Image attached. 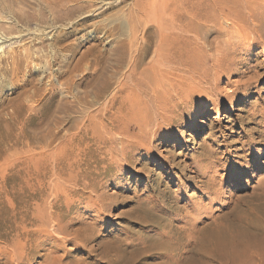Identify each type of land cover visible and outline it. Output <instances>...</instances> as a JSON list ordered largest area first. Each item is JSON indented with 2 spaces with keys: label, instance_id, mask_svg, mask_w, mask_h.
Returning <instances> with one entry per match:
<instances>
[{
  "label": "rangeland",
  "instance_id": "1",
  "mask_svg": "<svg viewBox=\"0 0 264 264\" xmlns=\"http://www.w3.org/2000/svg\"><path fill=\"white\" fill-rule=\"evenodd\" d=\"M171 2L0 0V264L264 263V79L243 88L264 37L217 78L201 50L229 35L192 30L175 53ZM233 222L258 243L215 253Z\"/></svg>",
  "mask_w": 264,
  "mask_h": 264
},
{
  "label": "bare ground",
  "instance_id": "2",
  "mask_svg": "<svg viewBox=\"0 0 264 264\" xmlns=\"http://www.w3.org/2000/svg\"><path fill=\"white\" fill-rule=\"evenodd\" d=\"M254 1L255 0H172L171 8H170V20H171V22L169 23L172 31L170 33L169 39H170V43L172 44L171 46H172L174 52L177 53L178 51H180L179 47L177 46L178 44L183 43V46L184 45L186 46L190 42H193V41L195 42V37L189 35L192 30H194L197 35L200 33L201 30H202L201 34L203 32H205V30H206L207 37H203V35L199 34L201 36V38L200 37L199 38H200V40L203 39L205 41V43H208L211 45L212 42L210 41V38H211L212 34L214 33V31L219 29V31H216V33L220 34L221 32H224L226 35H229V38H228L229 43L227 45L226 51L219 57L212 56L211 54L208 53V50L202 48L203 47L202 46L201 47L202 50L200 49L201 53H202V54L200 53L202 55V58L201 57L200 58L202 59L201 67H202L203 71L205 69H207V66H209V67L213 68L212 70H214L215 74L217 75L218 69L224 68L225 72H223V74L219 73L217 75V78H221L220 75L224 76L225 74H226V76H230V74H233L234 71L237 72L238 74L245 73L246 70L244 71V70H242V68H240V69H238V68L237 69H228L227 67H224V65H231V64L235 63L236 61H238L235 59L234 56H232L235 51L241 52L243 50L242 52H247V50L245 49L246 44L251 43V45L248 47H249V49L253 48L255 43H256V40L259 38L261 40L264 37V11L260 9L261 4L259 6H257L256 4H254ZM258 1L259 2L262 1V3L264 4V0H258ZM178 22H180V24H177ZM244 43H245V45L242 46V44H244ZM234 46H236V48ZM241 46H242V50L240 48ZM192 47H193V45H192ZM229 47H231V48L233 47V48L230 50ZM250 51H252V49H250ZM182 54H180V56H182ZM249 60H252V58ZM195 63H196V61L195 62L191 61L189 64L191 65V68L193 67V71L196 72L200 62L197 65ZM239 64L243 65V67L249 66L250 61H247L246 59H239ZM249 68H251V67H249ZM198 73H201V72H199V70H198ZM252 74H253L252 76L251 75L246 76L247 81L244 83L243 88L249 89L255 83L257 85V83L259 81H262L264 79V73L258 74L257 71H256V73H254V71H253ZM217 85L218 84H214L212 86L214 96L219 92ZM232 85H233V83L231 84V86ZM236 85L238 86V83ZM108 88H109V83L107 81H103L101 84H99L96 87L95 93L98 97H101ZM209 88H211V87H209ZM232 91H234V90H230V92L225 95L224 101H229L232 98L233 99L237 98V96H238L237 92L236 91L232 92ZM210 92H211V89H210ZM245 95H247V92L243 93V96H245ZM218 102H220V101H218ZM121 108L122 107H120V109ZM129 109H133V108L131 107ZM258 114H259V112H258ZM254 116H256V115H254ZM254 116L253 117L250 116V120L252 122L256 121V123H257L258 122L257 119H259L260 117L262 119H261L260 123L258 122L259 125L262 123V121H264V116L262 115V113L259 115V117H254ZM113 118L114 117H112L111 114H106L104 119H113ZM257 135H258V137L264 139V129L261 128ZM103 138H101L102 140L99 138H97V139L104 142V144L110 143L112 141L110 139V137L105 139L104 141H103ZM251 138H252V136L248 140H250ZM242 141L244 142V144H246V142H247L246 140L245 141L242 140ZM97 142H99V141H97ZM101 145H102V143H101ZM107 146H105V147H107ZM110 150L111 149H109V151ZM251 153H249L247 155L248 158H250L251 156L254 157L255 155H259L258 150L255 151V154H251ZM129 154L130 153L127 152L125 157H130ZM100 185H102V184L100 183ZM213 193H214L215 197L217 195H219V191H215ZM145 214L148 216V213H145ZM138 218L141 219L143 222L148 223L147 218L145 216H138ZM230 227L235 229V231H236L235 234L232 232H226V230H221V231L215 230L212 232V236L216 237L215 241H214L215 246H214V250H213V251H215V253H216V251H217V254L220 252L221 253L225 252V254L227 255L226 251L228 252L229 250H232L233 252L236 253L235 249L236 248L239 249L240 246H242L244 248L243 251L245 252V249L248 250L251 247H253V244L255 246V244L258 243V242H254V240L250 239V236H248V233L246 232L247 229L243 228L242 225L240 226V224L238 225V224L233 222L232 224H230ZM247 228H250V227H247ZM233 229L231 231H233ZM239 229H241V231H239ZM247 237H249V239ZM251 237H253V235ZM252 239H254V238H252ZM174 250L175 249L172 248L171 250L166 249L164 251H166V253H167V252H171V251L173 252ZM175 252H176V250H175ZM240 252H242V251H239V252L237 251V253L241 254ZM110 253L107 250L106 251L101 250L99 255L101 256L102 259L103 258L105 259V258H108L109 256H112V255H109ZM198 254H199V252H198ZM222 254H224V253H222ZM222 254H220L219 256H221ZM228 254H229V252H228ZM116 255H119V254L116 253ZM171 255H173V253ZM174 255H173V258H174ZM230 255L231 254H229V256ZM233 255H235V254H233ZM120 256H123V255H119L118 257H120ZM129 257H130V255H129ZM164 257H166V259H167L170 257V254H168V253L166 255L164 254ZM233 257H236V256H233ZM120 258H119V260H121ZM125 258L126 257H124V259H122L123 262H124ZM114 259H116V258H114ZM130 260H128V261H130ZM126 261L127 260H125V262ZM168 261H170V260H168ZM168 261H167V264H168ZM77 262H78V260H77ZM77 262H75L74 264H76ZM119 262H121V261H119ZM261 262H263V261H261ZM110 263H111V261H110ZM128 263H130V262H128ZM201 263H202V261H201ZM71 264H73V263H71ZM80 264H82V263H80ZM112 264H115V263L112 262ZM225 264H226V262H225ZM261 264H264V263H261Z\"/></svg>",
  "mask_w": 264,
  "mask_h": 264
}]
</instances>
